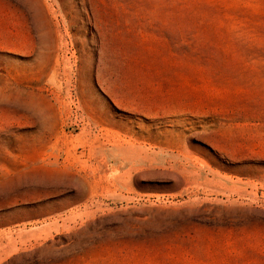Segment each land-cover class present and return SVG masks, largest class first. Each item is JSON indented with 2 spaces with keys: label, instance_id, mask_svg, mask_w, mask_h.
<instances>
[{
  "label": "rangeland",
  "instance_id": "374dc122",
  "mask_svg": "<svg viewBox=\"0 0 264 264\" xmlns=\"http://www.w3.org/2000/svg\"><path fill=\"white\" fill-rule=\"evenodd\" d=\"M0 264H264V0H0Z\"/></svg>",
  "mask_w": 264,
  "mask_h": 264
},
{
  "label": "bare ground",
  "instance_id": "6f19581e",
  "mask_svg": "<svg viewBox=\"0 0 264 264\" xmlns=\"http://www.w3.org/2000/svg\"><path fill=\"white\" fill-rule=\"evenodd\" d=\"M87 154V153H86ZM97 183V182H96ZM91 186H92V184H91ZM92 188V187H91Z\"/></svg>",
  "mask_w": 264,
  "mask_h": 264
}]
</instances>
